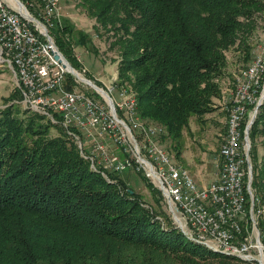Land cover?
I'll use <instances>...</instances> for the list:
<instances>
[{"label":"trees","instance_id":"1","mask_svg":"<svg viewBox=\"0 0 264 264\" xmlns=\"http://www.w3.org/2000/svg\"><path fill=\"white\" fill-rule=\"evenodd\" d=\"M22 1L39 15L32 0ZM80 2L96 20V30L109 36V48L118 51L117 85L135 94L142 120L162 127L163 140L177 144L193 117L213 112L222 96L225 52L252 31L256 13L264 15V0ZM75 29L64 19L50 32L77 69L81 64L73 43L92 54L98 49L91 35ZM249 50L246 46L247 60ZM68 80L71 88L73 79ZM8 100L18 103L0 109V264L241 262L193 243L170 226L163 193L143 172L138 175L158 209L117 174L92 168L75 137L22 107L17 90ZM249 140L252 188L264 229V153L257 155L258 144L264 148V102Z\"/></svg>","mask_w":264,"mask_h":264},{"label":"built area","instance_id":"2","mask_svg":"<svg viewBox=\"0 0 264 264\" xmlns=\"http://www.w3.org/2000/svg\"><path fill=\"white\" fill-rule=\"evenodd\" d=\"M9 1L20 9V16H11L10 9L0 7V65L12 75L22 107L32 105L34 113L64 126L92 168L101 166L111 174L145 173L163 193L177 228L198 241L243 252L246 264H264V229L252 188L246 131L250 110L261 97L264 58L257 57L245 70L244 81L236 83L237 90L226 107L228 123L216 163L218 177L200 187L164 148L163 128L153 129L141 119L134 106L136 96H128L118 85L109 91L102 88L109 100L85 83L81 72L69 67L50 32L62 23L58 0H38V16L22 0ZM8 60H17L18 67H8ZM69 76L74 83L71 88ZM242 130L245 138L238 139ZM108 140L115 148L112 151Z\"/></svg>","mask_w":264,"mask_h":264},{"label":"rangeland","instance_id":"3","mask_svg":"<svg viewBox=\"0 0 264 264\" xmlns=\"http://www.w3.org/2000/svg\"><path fill=\"white\" fill-rule=\"evenodd\" d=\"M58 1L59 6L62 8V20L65 19L69 21V23L76 28V31L81 30L88 35H91L93 44L96 49H98V53L92 54L82 47L78 48L76 43H73L75 57L77 61L79 60V64H81V67L76 70L81 72L87 79L91 78L96 82L99 81L98 83L101 85L103 84L105 89L109 91L117 85L119 79V63H117L119 60L117 56L118 51L109 48V44L111 42L109 36L104 33V30H96V20L90 18L87 10L80 4L81 0ZM32 5L37 7V1L32 0L31 6ZM252 20L254 22L252 31L243 34L241 37L242 42L240 43L239 40L236 46L225 52L227 65L224 71L223 81L220 86L222 88V96L214 101L215 106L213 112L202 117H193L189 127L184 129V135L179 144L172 141V139L165 138L162 140V144L168 151L169 155H171V158L178 163V165H183L185 169L187 168L192 175L196 173L197 176H203L199 180L203 178L205 184H207V182L211 179L208 176L211 173L210 166L212 165L214 167L216 165L219 150L221 148L220 145L226 135V123H228V113L226 112V107L227 103L233 99V95L237 90V88H235L236 83L244 81L246 74L245 70L254 63L257 57L264 58V15L256 13ZM246 46H249L250 48L249 60H247L244 55L246 52ZM94 81L92 82L94 83ZM260 86L261 89H259L258 96L260 94L261 96H264V74H261L260 76ZM88 89L89 93L93 92L91 88ZM14 90L15 81L13 80L12 75L8 70L0 65V109H4L8 107V105L18 103V101L13 102L8 100ZM99 96L100 95L98 94V98ZM261 98L262 97H260V100L258 101L256 100L257 103L250 110V115L247 119V121L249 120V123L254 117L253 115L258 103L263 102V99L261 100ZM6 100H8V102H6ZM25 109L33 111V109L27 105H25ZM122 116L123 113L122 115L120 114V117ZM149 125L153 129L161 128L160 126H156L154 123H149ZM53 134H56L54 130ZM107 145L109 150L112 151L115 149L112 147L113 143L110 142V140L107 141ZM250 146L252 149L251 141ZM263 153L264 148L259 143L258 157L260 158ZM116 177L139 193L147 204L155 207L156 209L159 208L154 203L150 190L147 188L142 178H140V175L136 172L127 170V172L123 174H117ZM194 178L196 177L194 176ZM108 181L110 182V180ZM161 205L166 213L164 215L166 216V220L169 217L170 226H176L172 220V216L169 213L166 203L164 204V202H162ZM233 264L244 263L234 261Z\"/></svg>","mask_w":264,"mask_h":264},{"label":"bare ground","instance_id":"4","mask_svg":"<svg viewBox=\"0 0 264 264\" xmlns=\"http://www.w3.org/2000/svg\"><path fill=\"white\" fill-rule=\"evenodd\" d=\"M0 7L3 8V9H10L11 16H20V9L17 7V5H12V2H10L9 0H0ZM8 67H18L17 66V60H8ZM80 77L81 78H84L82 75H80ZM124 90H126L128 96H135V94L132 91H130L129 89L124 88ZM261 97H262L261 100L262 99L264 100V96H261ZM263 102H260V103H263ZM27 106H29L32 109V105H27ZM134 106L136 108V111L138 112V106H137L136 97L134 99ZM255 112H256V110H255ZM255 112H254V114H255ZM53 123L54 124H57L56 122H53ZM244 135H245V132L243 130L242 131H238V139H243L244 138ZM180 167H183V166H180ZM250 175H252V168H250ZM252 176H254V175H252ZM178 229H180V228H178ZM180 231L189 240L193 241V243H196L197 245H199L201 247H205L206 249H209L210 251H212L214 253H217V254L220 253V255H223L225 257L226 256L231 257V258L232 257H235L239 261H241L244 264H246V262H245V255L243 254V252H237V250H235V249L230 250V249L224 248V247H222L220 245L214 246V244L207 243L206 240L198 241L195 238V235H192V234H189V233L187 234L182 229H180Z\"/></svg>","mask_w":264,"mask_h":264},{"label":"water","instance_id":"5","mask_svg":"<svg viewBox=\"0 0 264 264\" xmlns=\"http://www.w3.org/2000/svg\"><path fill=\"white\" fill-rule=\"evenodd\" d=\"M19 4H20V6H21V8H24V5L22 4V2H20L19 1ZM25 9V8H24ZM58 58V57H57ZM67 64H69L68 63V61H67ZM66 67H68L67 65H66ZM69 67L71 68V69H73V67H72V65L71 64H69ZM85 83H87L88 85H90L92 88H94V89H97V90H99L100 92H102L109 100L111 99V97H109V95H108V93L107 92H105L102 88H100L98 85H96V84H94L91 80H89V79H82ZM262 104L263 103H259L258 104V106L256 107V112H255V114L253 115L254 117L252 118V120L250 121V123L248 124V126H247V130L246 131H248V139H249V135H250V129H251V127H252V125L255 123V121H256V119H257V114H258V112H259V109H260V107L262 106Z\"/></svg>","mask_w":264,"mask_h":264},{"label":"crops","instance_id":"6","mask_svg":"<svg viewBox=\"0 0 264 264\" xmlns=\"http://www.w3.org/2000/svg\"><path fill=\"white\" fill-rule=\"evenodd\" d=\"M183 166V165H182ZM184 167V166H183ZM210 174L208 175L211 179L207 182V184H205L204 183V180H203V178L201 179V180H199L201 177H203V176H197V174L196 173H194L192 176L194 177H196L195 178V180L196 181H198L197 183H198V185L201 187V186H206V185H209V184H211L212 182H214L215 181V179L218 177L217 176V173H218V169H217V167H216V165L213 167L212 165L210 166ZM191 173V172H190ZM192 174V173H191Z\"/></svg>","mask_w":264,"mask_h":264}]
</instances>
